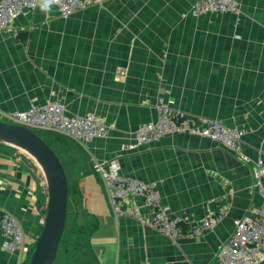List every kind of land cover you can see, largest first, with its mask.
Listing matches in <instances>:
<instances>
[{
	"label": "crops",
	"instance_id": "crops-1",
	"mask_svg": "<svg viewBox=\"0 0 264 264\" xmlns=\"http://www.w3.org/2000/svg\"><path fill=\"white\" fill-rule=\"evenodd\" d=\"M198 1L102 0L68 18L35 10L0 31V114L57 103L107 126L103 139L54 141L100 264H213L235 221L262 205L254 168L264 164V0L195 15ZM160 104L188 116L194 132L124 150L158 119ZM207 120L240 129L246 159L203 136ZM112 161L154 186L186 225L225 215L200 236L173 239L150 226L143 197L128 194L117 214L93 169ZM44 195L37 164L0 144V210L17 219L26 241L23 252H9L0 231V264L28 263L44 226Z\"/></svg>",
	"mask_w": 264,
	"mask_h": 264
},
{
	"label": "built area",
	"instance_id": "built-area-1",
	"mask_svg": "<svg viewBox=\"0 0 264 264\" xmlns=\"http://www.w3.org/2000/svg\"><path fill=\"white\" fill-rule=\"evenodd\" d=\"M102 0H59L52 6L61 16L68 18L73 13L100 4ZM35 10H41L39 0H0V31L14 25L16 19ZM50 11V12H51ZM239 11L236 0H199L193 9L195 15L206 12ZM44 12V11H42ZM49 13V12H47ZM0 120L26 126L32 130L53 132L77 143L83 144L93 139L106 138L107 126L95 115L69 116L61 104L49 103L44 106H31L25 111L0 114ZM194 132L191 119L181 113H173L169 108L158 106V119L143 125L135 138V145L124 146V150L136 146L155 143L167 135ZM203 136L218 142L240 158L246 159L242 152L243 132L229 128L217 120H207L200 132ZM94 171L100 175L111 205L119 214L122 202L128 194L145 199L151 209L150 226L159 233L173 239L197 237L221 221L225 214L211 215L192 224H184L169 215V210L162 206L160 196L151 184L121 174L117 161L94 163ZM254 177L259 182L262 205L253 215L235 221V231L228 243L222 245L213 264H261L264 260V188L260 184L264 178V164L257 163ZM139 215V212H136ZM0 231L3 248L12 253H21L26 247L25 234L17 219L9 212L0 210Z\"/></svg>",
	"mask_w": 264,
	"mask_h": 264
},
{
	"label": "water",
	"instance_id": "water-1",
	"mask_svg": "<svg viewBox=\"0 0 264 264\" xmlns=\"http://www.w3.org/2000/svg\"><path fill=\"white\" fill-rule=\"evenodd\" d=\"M0 144L27 154L44 177L47 189L44 226L29 264H55L67 225L69 185L65 167L53 148L26 126L0 120Z\"/></svg>",
	"mask_w": 264,
	"mask_h": 264
},
{
	"label": "trees",
	"instance_id": "trees-1",
	"mask_svg": "<svg viewBox=\"0 0 264 264\" xmlns=\"http://www.w3.org/2000/svg\"><path fill=\"white\" fill-rule=\"evenodd\" d=\"M35 132L39 134L50 146L51 144L48 141L49 136L52 137L55 136L57 137L58 140L68 139L64 136L58 135L53 132H42L36 130ZM72 195H73L72 188L69 185L67 225L64 234L62 236V240L59 246V251L55 264H100L91 243L94 228L92 225H80L78 223L77 214L75 213L72 207V202H71ZM41 201L43 202L44 212L46 214V205H47L46 184H45V195ZM33 250L34 247L31 251L30 258L33 253ZM29 261L27 264H29Z\"/></svg>",
	"mask_w": 264,
	"mask_h": 264
},
{
	"label": "clouds",
	"instance_id": "clouds-1",
	"mask_svg": "<svg viewBox=\"0 0 264 264\" xmlns=\"http://www.w3.org/2000/svg\"><path fill=\"white\" fill-rule=\"evenodd\" d=\"M41 10L44 12H50L54 4L59 3V0H39Z\"/></svg>",
	"mask_w": 264,
	"mask_h": 264
},
{
	"label": "rangeland",
	"instance_id": "rangeland-1",
	"mask_svg": "<svg viewBox=\"0 0 264 264\" xmlns=\"http://www.w3.org/2000/svg\"><path fill=\"white\" fill-rule=\"evenodd\" d=\"M42 132H43V131H42ZM55 140H58L57 137H55V136H54V137H52V136H49V137H48V141H49V143L51 144V147L53 148V150H54V147H55V145H54V141H55ZM54 151H55V150H54ZM57 155H58V154H57ZM60 159H61V158H60Z\"/></svg>",
	"mask_w": 264,
	"mask_h": 264
}]
</instances>
